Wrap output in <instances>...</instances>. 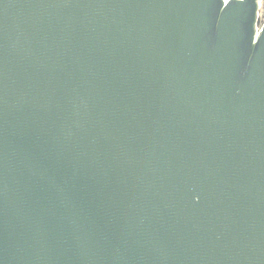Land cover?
Wrapping results in <instances>:
<instances>
[{
    "label": "water",
    "instance_id": "obj_1",
    "mask_svg": "<svg viewBox=\"0 0 264 264\" xmlns=\"http://www.w3.org/2000/svg\"><path fill=\"white\" fill-rule=\"evenodd\" d=\"M260 0H0V264H264Z\"/></svg>",
    "mask_w": 264,
    "mask_h": 264
},
{
    "label": "rangeland",
    "instance_id": "obj_2",
    "mask_svg": "<svg viewBox=\"0 0 264 264\" xmlns=\"http://www.w3.org/2000/svg\"><path fill=\"white\" fill-rule=\"evenodd\" d=\"M260 10L258 12V27H261L262 24L264 23V0H260Z\"/></svg>",
    "mask_w": 264,
    "mask_h": 264
},
{
    "label": "built area",
    "instance_id": "obj_3",
    "mask_svg": "<svg viewBox=\"0 0 264 264\" xmlns=\"http://www.w3.org/2000/svg\"><path fill=\"white\" fill-rule=\"evenodd\" d=\"M257 28V33L259 34L261 32V27H256Z\"/></svg>",
    "mask_w": 264,
    "mask_h": 264
},
{
    "label": "flooded vegetation",
    "instance_id": "obj_4",
    "mask_svg": "<svg viewBox=\"0 0 264 264\" xmlns=\"http://www.w3.org/2000/svg\"><path fill=\"white\" fill-rule=\"evenodd\" d=\"M263 24H264V23H263ZM263 24H262V25H263Z\"/></svg>",
    "mask_w": 264,
    "mask_h": 264
}]
</instances>
